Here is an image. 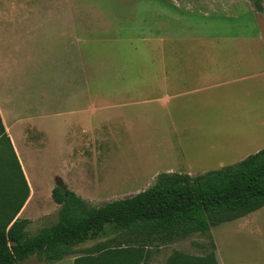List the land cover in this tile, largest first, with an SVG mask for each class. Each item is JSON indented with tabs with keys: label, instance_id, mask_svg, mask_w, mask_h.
<instances>
[{
	"label": "crops",
	"instance_id": "0c3cea01",
	"mask_svg": "<svg viewBox=\"0 0 264 264\" xmlns=\"http://www.w3.org/2000/svg\"><path fill=\"white\" fill-rule=\"evenodd\" d=\"M254 18L257 34L230 37L234 45L229 49L167 54L160 68L146 69L145 82L137 78L128 81L121 76L129 75L130 70H119L109 60L90 63L87 47L83 46L87 13L71 0H0V120L28 186V195L10 217L11 223L30 219L26 213L31 202L48 201L49 207L59 208L51 197L52 189L58 181L70 186L55 169L59 135L64 134L61 144L68 156L67 166L76 170V177L89 181L73 185L74 192L88 204L141 191L100 197L101 170L94 155L101 153L110 137L144 138L146 144L161 137L168 146L176 140L177 144L191 140L195 148L205 151L162 155L166 163H171L162 172L186 171L189 175H193L191 170L206 172L237 162L264 148V18ZM236 44H241V49H236ZM109 80L122 81L128 90L144 86L147 102L161 101L159 107L146 108L143 115L128 116L144 119L141 133L134 131L121 113L104 118L106 109L126 104L105 102ZM106 120L108 129L104 130ZM165 124L172 126L167 128ZM158 174L152 173L148 182L155 181ZM36 210L44 214L38 205ZM104 236L76 245L74 253L51 264H75V258L83 254L93 258L82 264L137 263L121 258L117 252L112 258L110 254L102 257L105 252L96 247L107 240ZM111 247L118 251L126 246ZM127 255L124 252L123 256ZM148 256L139 250L138 258L143 263Z\"/></svg>",
	"mask_w": 264,
	"mask_h": 264
},
{
	"label": "rangeland",
	"instance_id": "374dc122",
	"mask_svg": "<svg viewBox=\"0 0 264 264\" xmlns=\"http://www.w3.org/2000/svg\"><path fill=\"white\" fill-rule=\"evenodd\" d=\"M71 1L75 6H79V10L87 13V22H83L86 26L83 29V34L86 35L83 37L86 39L83 46L87 47L89 58L91 57L90 63L96 64L97 61L103 60L107 63L109 60L111 66L119 70L124 72L130 70L129 75L121 76L128 77V81L137 78L145 82L146 69L160 68L167 54L229 49L234 45L229 41L230 37L256 35L258 23L254 16L264 18V0ZM240 46L241 44H236L238 48H235L241 49ZM122 83L115 80L106 83L105 102L109 105L123 102L126 104L106 109L104 118H113L121 113L127 116L126 120L133 126V130L141 133L142 129L144 130V119L139 117L130 119L128 116L130 113L135 116L138 113L143 115L146 108L159 107L161 101L149 103L146 101L148 96L144 86L128 90ZM109 84H119L121 87ZM156 95L160 97L161 93L158 92ZM110 121L113 122L112 119ZM107 122L108 120L105 121L104 130L108 129ZM171 126L172 124H165L167 128ZM59 136L55 152V169L57 175L69 183L67 189L74 192L73 185L89 181L82 180L83 177L79 175L76 177V170L67 166L68 156L61 144L65 142L64 134ZM106 142L107 145L101 148V153L94 155V160L101 170V181L98 182L100 197L149 187L154 182H148L150 175L164 171L163 168L171 164L162 158L166 152L169 154L173 151L180 153L205 151V148H195L197 145L192 144L191 140H180L178 144L176 140L172 146H168L161 137L148 140V144L144 138L113 140L110 137ZM88 169L92 171L91 167ZM190 172L193 175L204 173L201 170ZM26 194L27 187L16 166L9 143L0 135V227L15 213ZM107 201L108 198L89 205L100 206ZM39 203L31 202L29 212L26 213V216L30 217L26 226L29 235H34L44 226L54 224L58 219L59 208L49 207L48 201ZM34 205L42 207L44 214L36 212ZM106 231L104 237L107 239L119 236L110 225H106ZM209 234L215 244L216 264L218 258L221 264H264V206L241 218L212 227ZM125 238L120 235L119 242H112L110 246H129L135 249L138 248L132 247L133 245L141 246L138 250L149 256L144 263L140 259L136 260V264H165L167 257L174 251L202 256L211 250L209 237L199 233L183 240L165 243L151 240L139 244L137 241H126ZM129 238L132 239V236ZM39 263L42 264L34 256L26 259V264Z\"/></svg>",
	"mask_w": 264,
	"mask_h": 264
},
{
	"label": "trees",
	"instance_id": "16d2710c",
	"mask_svg": "<svg viewBox=\"0 0 264 264\" xmlns=\"http://www.w3.org/2000/svg\"><path fill=\"white\" fill-rule=\"evenodd\" d=\"M0 135L8 141L1 120ZM51 197L59 205L54 224L40 228L34 235L26 230L28 219L11 223L9 218L0 227V264L22 262L31 256L43 264H51L74 253L76 245L106 234V225L119 236H125L126 241L139 244L151 240L174 242L196 233L207 235L209 252L191 256L174 251L165 264H216L210 229L264 206V148L237 162L197 175L160 172L146 189L98 207L89 205L61 181L53 187ZM118 237L98 244V251L105 252L102 257L110 254L112 258L117 252L121 258L142 259L138 258V249L129 246L118 251L113 249L110 243L119 242ZM124 252L129 255L123 256ZM91 258L90 254H83L74 263L82 264Z\"/></svg>",
	"mask_w": 264,
	"mask_h": 264
}]
</instances>
